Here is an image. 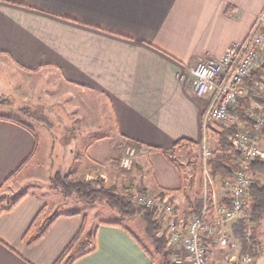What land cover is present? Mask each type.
<instances>
[{
	"label": "crops",
	"instance_id": "1",
	"mask_svg": "<svg viewBox=\"0 0 264 264\" xmlns=\"http://www.w3.org/2000/svg\"><path fill=\"white\" fill-rule=\"evenodd\" d=\"M263 13L264 0H0V64L5 66L0 69L13 70L23 79L15 86L5 85V103L0 106L21 114L25 113L17 104L23 101L30 110L54 109L52 125L69 133L61 119L67 114L75 135L64 137L66 144L61 142L52 155L50 148L49 181L55 172L72 169L73 158L81 159L89 168L78 172V178L72 173L73 179L99 176L130 196L167 192L182 217L199 187L187 186L177 163L151 150L173 151L186 160L184 153L189 156L194 149L192 155L201 160L208 100L193 92L191 69L243 41ZM32 76L51 83L43 86L54 87L53 93L45 89L41 96L34 90L31 98L28 87L36 83ZM92 100H99L100 109V103L106 105L114 131L82 142L98 127L91 117L96 107ZM43 122L36 123L45 129ZM180 140L184 143L174 147ZM38 145L33 129L0 119V186L19 168L11 180L27 171ZM125 148L133 151L131 172L118 169ZM90 166L97 169L90 170ZM46 190L50 191L49 186ZM47 209L43 198L25 194L10 212L0 215V264H54L86 223L84 216L61 215L39 241L28 246L25 232ZM95 239V251L73 264L162 261L148 240L150 246L119 223H99ZM207 245L209 264H226L237 257L222 254L210 241Z\"/></svg>",
	"mask_w": 264,
	"mask_h": 264
},
{
	"label": "built area",
	"instance_id": "2",
	"mask_svg": "<svg viewBox=\"0 0 264 264\" xmlns=\"http://www.w3.org/2000/svg\"><path fill=\"white\" fill-rule=\"evenodd\" d=\"M263 15L255 22L246 38L229 45L218 58L207 57L192 69L193 92L207 98L205 125L213 120L225 128L235 127L228 137L232 149L239 156L238 168L231 179H214L207 161L211 151L201 148L202 209L189 218L179 217L167 197L146 192L132 195L137 207L150 210L166 232L164 255L170 264H209L202 239H209L218 249L228 245L227 227L247 219V196L252 183L249 167L264 158L259 133L264 130V35L261 31ZM258 79L247 85L254 74ZM245 100L246 104H241ZM244 119H240L237 112ZM204 125V131H205ZM133 151L125 148L119 158L121 170H130ZM248 232L249 225L246 224ZM226 264H252L247 255L233 258Z\"/></svg>",
	"mask_w": 264,
	"mask_h": 264
},
{
	"label": "rangeland",
	"instance_id": "3",
	"mask_svg": "<svg viewBox=\"0 0 264 264\" xmlns=\"http://www.w3.org/2000/svg\"><path fill=\"white\" fill-rule=\"evenodd\" d=\"M263 26H264V22H263ZM3 65H4L3 63L0 64V67H5ZM18 75L15 76V72L13 70L0 69V96H2L3 99L5 98L4 90L6 89L4 87L8 86L9 84L15 86L20 81H23V79L19 78L20 76ZM32 77L36 79L35 80L36 83H34L35 84L34 87L33 85L32 88L28 87V90L31 92V96L28 91L26 92V96H30L31 98H34L35 97L33 94L34 90L41 93V96H44L43 92L46 88L43 85H49L51 83H48L41 76H35V77L32 76ZM27 83L30 84L29 82ZM53 88L50 87L49 90L48 89L46 90L50 94H52L53 93L52 90L54 91ZM0 101H1L0 103H5L4 101L2 102V100ZM23 102L17 104L18 105L17 109L19 108V110H21L22 109L21 106L28 107L26 105H22ZM92 103L94 105L96 104V107L94 106V110L91 117L94 120L95 125H98V127H100V124H102V127L98 130L97 127L94 129L93 132L86 134L87 138L84 139L82 142H85L87 140L91 142L92 140H96L106 135L110 136L114 131V124L112 122L110 112L106 108V105L100 103L102 105V108L100 109L97 106L99 100H92ZM11 104H13V102ZM36 110L44 115V117L43 118L40 117V119L41 120L43 119L42 121H44L43 124H45L46 127L45 129L41 128L36 123L38 122V120H35L36 118L31 111H29L27 114H21L20 112L15 111L11 107L9 109L6 106L4 107L0 106V116L11 117L30 125V127H32V129L35 131V134H37L39 138L37 154L32 159L29 167L27 168V171L21 173V175L18 178L10 180L0 190V196H7L8 199L11 201L14 200L15 198H20L25 194L35 195L37 198H41V199L43 198L48 206V209L44 213V218H51L53 214L71 215L73 213H75L76 215H80V217L84 216L86 219V223L84 225V231L82 237H85L86 234L88 233L96 232L97 225L101 222L119 223L124 228L131 231L134 234V236L139 238L145 245L148 244V246H150V244L148 243L147 239L144 236V230H143L144 220L140 215L134 216L129 220H121V216L119 214L112 211L104 204L97 203L96 205H88V204L80 203L74 198L64 199L58 192L50 189L49 176H51V174L47 170L49 164L48 161H51V158H49L50 148L52 147L53 150V152H51L52 155L54 154L55 149L59 147V144H61V142L62 144H66L65 138L68 140L69 136H71L74 133L70 132L72 128L69 125L70 121L67 120L66 118L67 114H65V117L61 116V119L65 121L66 124L64 123L65 124L64 129L67 130L69 133L61 132L63 127H61L60 125L59 126L52 125L54 121L52 117L54 109H48L49 111L51 110L50 111L51 114H49L48 110L44 108H42L41 110H38L36 108ZM207 124L210 123H206L205 125V131H204L205 135H204V140L202 142V146L205 145L210 151H213L217 145V139L214 135L210 133V130L206 128ZM73 128H75V126ZM67 150H64L65 151L64 156L66 155V157H69L68 155L69 152ZM194 151L195 150L192 149V153H190L189 156L187 155L188 154L187 152L184 153L186 160H192V163H189L190 165L186 163L183 154L178 155L177 153L176 155L173 154V156L177 161V167L179 168L182 179L184 180V182L188 181L187 186L191 187V185L194 183L199 187V184L202 181L201 160L200 158L198 159L197 157H194V155H192ZM77 155L81 158V156L83 155L82 149L79 148V150L77 151ZM73 161L75 162L74 166L72 169L70 168L69 170H71L72 173L75 174L74 175L75 178H78L77 176L78 172L86 173L85 172L86 168L88 169L89 167L85 163V161H82L81 159L77 162V158H73ZM53 162L55 163L54 165H56L57 162L54 160ZM95 169L97 168L90 166V170H95ZM69 170L68 169L63 170L61 171V173L66 174ZM132 170H133V165L129 170V172H131ZM120 171L127 172L128 170L120 169ZM111 178L113 179V175H111ZM94 180L101 181L105 187L114 188L116 193L125 192V191H121L118 186H113V185L110 186L109 181L111 180L107 179L105 180L104 183L103 179L100 178L99 176L95 177ZM48 186L50 191L46 190ZM201 199H202V193H201ZM232 228H233L232 226L226 228V231L228 232V236H229L228 237L229 242L227 246H225L223 249L220 250L223 252L222 254L224 255L232 254V255H237V257H239L241 255L240 253L241 246L238 239L234 236L233 231L231 230ZM247 236L248 237L252 236L254 240V242L252 243V249H250L247 252L248 258L251 260L252 264H264V216L259 222L249 226V233L247 234Z\"/></svg>",
	"mask_w": 264,
	"mask_h": 264
},
{
	"label": "trees",
	"instance_id": "4",
	"mask_svg": "<svg viewBox=\"0 0 264 264\" xmlns=\"http://www.w3.org/2000/svg\"><path fill=\"white\" fill-rule=\"evenodd\" d=\"M261 31L264 35V26L261 28ZM258 76L259 74H254L251 79L248 80L247 85H251L253 81L258 79ZM0 100H3L2 96H0ZM246 103L245 100L241 101V104ZM21 110L22 113L25 114L31 111L36 118L35 120H41L40 115L42 114L39 111L30 110L27 107H24ZM237 115L240 119H244L239 111L237 112ZM0 119L16 122L32 132L30 125L23 124L13 118L0 116ZM206 123H210L207 124L206 128H208L210 133L217 139V145L215 149L211 151V156L207 161L209 172L214 179H231L233 177L232 171H235L238 168L239 163L238 154L235 153L228 142V137L235 132V127L225 128L211 119ZM259 142L264 150V130L259 133ZM183 143L184 140H180L174 144V147ZM151 151H160L170 162L177 163L173 156V151L167 152L158 148H153ZM25 163L26 161L22 165L24 166ZM19 171L20 168L15 174L9 177L4 184L10 181ZM248 172L252 179L254 178L249 187L246 200L248 216L245 220L236 221L232 228L234 236L240 243L241 255H247V252L252 249V243L254 242L252 236H247L249 228L247 232L246 224L249 226L255 224L264 216V158L255 160V162L249 167ZM49 184L50 189L57 191L64 199L74 198L78 202L88 205H96L97 203L104 204L109 209L119 214L121 220L140 215L144 220L145 236L152 245L153 254L162 258L160 264H170L169 255H164L167 242L166 232L162 230V226L158 223L152 211L137 208L131 202L132 195L130 196L129 192L116 193L114 188L105 187L101 181L73 179L71 170L66 174L55 172ZM3 185L0 186V190L3 188ZM201 193L202 184L200 183L195 197L191 200L192 202L188 211L182 216V218H187L193 212L195 214L200 213L202 209ZM157 196L170 199L169 193L164 191H160ZM19 200L20 198H15L11 201L7 196H0V215L10 212ZM44 213L45 211L43 210L36 216L29 229L24 234L23 240L28 246H32L39 241L47 232L53 221L61 216V214H53L51 218H44ZM72 215L76 214L73 213L66 216ZM83 231L84 225L69 242L54 264H73L77 260L95 251L96 232L88 233L85 237H82ZM209 241V239H202L206 255L210 252V247L207 245Z\"/></svg>",
	"mask_w": 264,
	"mask_h": 264
}]
</instances>
